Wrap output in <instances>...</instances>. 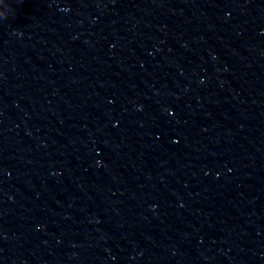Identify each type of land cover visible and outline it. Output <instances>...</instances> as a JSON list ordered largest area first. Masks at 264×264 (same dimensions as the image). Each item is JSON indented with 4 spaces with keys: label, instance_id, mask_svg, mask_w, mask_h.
Returning <instances> with one entry per match:
<instances>
[{
    "label": "water",
    "instance_id": "water-1",
    "mask_svg": "<svg viewBox=\"0 0 264 264\" xmlns=\"http://www.w3.org/2000/svg\"><path fill=\"white\" fill-rule=\"evenodd\" d=\"M0 264H264V0H0Z\"/></svg>",
    "mask_w": 264,
    "mask_h": 264
}]
</instances>
